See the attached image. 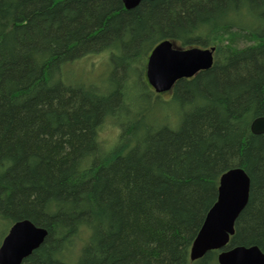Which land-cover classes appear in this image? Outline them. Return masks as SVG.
Segmentation results:
<instances>
[{
	"label": "trees",
	"instance_id": "16d2710c",
	"mask_svg": "<svg viewBox=\"0 0 264 264\" xmlns=\"http://www.w3.org/2000/svg\"><path fill=\"white\" fill-rule=\"evenodd\" d=\"M163 40L215 47L212 67L155 94L143 71ZM104 51L108 88L65 82ZM259 116L264 0H0V241L28 220L47 235L22 264H217L189 252L220 176L241 168L249 197L224 249L264 254Z\"/></svg>",
	"mask_w": 264,
	"mask_h": 264
},
{
	"label": "water",
	"instance_id": "95a60500",
	"mask_svg": "<svg viewBox=\"0 0 264 264\" xmlns=\"http://www.w3.org/2000/svg\"><path fill=\"white\" fill-rule=\"evenodd\" d=\"M147 0H121L131 10ZM153 1V0H149ZM215 47L180 49L163 40L149 53L145 80L155 94L170 92L176 82L190 79L213 65ZM253 135H264V116L250 123ZM250 180L241 168L224 172L218 181L217 199L209 209L189 252L191 262L208 252H217V264H264V254L257 246H237L225 250L234 235V224L249 197ZM47 231L28 220L13 223L0 242V264H22L43 243Z\"/></svg>",
	"mask_w": 264,
	"mask_h": 264
},
{
	"label": "rangeland",
	"instance_id": "374dc122",
	"mask_svg": "<svg viewBox=\"0 0 264 264\" xmlns=\"http://www.w3.org/2000/svg\"><path fill=\"white\" fill-rule=\"evenodd\" d=\"M237 41L242 40L241 37L236 36ZM246 39V38H245ZM246 43L245 41L242 44ZM110 62L107 52H100L97 54L88 55L77 62L73 63L68 69L65 68V82L81 81L87 84H95L98 87H107L110 79ZM145 66L143 71V78H145ZM102 78V79H101ZM101 79V81L99 80ZM162 99L167 100L168 96ZM171 114L170 110L168 114ZM156 114L160 118L163 111H156ZM118 135L117 128L110 122L106 121L103 127L99 131V140L105 147H110L116 140ZM3 227H0V237L2 236ZM2 240V239H1ZM1 242V241H0Z\"/></svg>",
	"mask_w": 264,
	"mask_h": 264
},
{
	"label": "bare ground",
	"instance_id": "6f19581e",
	"mask_svg": "<svg viewBox=\"0 0 264 264\" xmlns=\"http://www.w3.org/2000/svg\"><path fill=\"white\" fill-rule=\"evenodd\" d=\"M65 76V75H64ZM129 101V100H128Z\"/></svg>",
	"mask_w": 264,
	"mask_h": 264
}]
</instances>
